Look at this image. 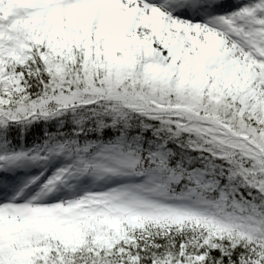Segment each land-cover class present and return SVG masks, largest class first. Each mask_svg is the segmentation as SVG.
<instances>
[{"label": "snow or ice", "instance_id": "6c2138e0", "mask_svg": "<svg viewBox=\"0 0 264 264\" xmlns=\"http://www.w3.org/2000/svg\"><path fill=\"white\" fill-rule=\"evenodd\" d=\"M0 264H264V0H0Z\"/></svg>", "mask_w": 264, "mask_h": 264}]
</instances>
